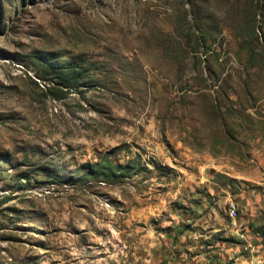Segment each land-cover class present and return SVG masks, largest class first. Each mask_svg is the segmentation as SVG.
<instances>
[{
  "label": "rangeland",
  "instance_id": "374dc122",
  "mask_svg": "<svg viewBox=\"0 0 264 264\" xmlns=\"http://www.w3.org/2000/svg\"><path fill=\"white\" fill-rule=\"evenodd\" d=\"M0 12V264H192L216 213L245 215L228 209L242 190L264 213V0ZM47 54L89 78H39Z\"/></svg>",
  "mask_w": 264,
  "mask_h": 264
},
{
  "label": "crops",
  "instance_id": "0c3cea01",
  "mask_svg": "<svg viewBox=\"0 0 264 264\" xmlns=\"http://www.w3.org/2000/svg\"><path fill=\"white\" fill-rule=\"evenodd\" d=\"M222 189L228 195H230L229 191H233L230 185ZM213 192H215V190L212 191V194ZM238 195L241 196L240 199L236 200L239 205V211L241 209L245 212V215L240 216L239 219L237 217V219L233 218L230 224L224 220V216L216 213L215 218L218 223H213L210 231L199 234L198 236L201 239H197L198 237L194 234V238L196 239L191 240L183 249L184 255H186L188 251L192 252L186 255V257L192 256V264H217L221 262V260L224 261V258L227 259L228 255L230 259L235 257L238 264H264V213L261 212V207L258 206L260 196L253 188L242 190ZM227 200L229 201L230 198H227ZM213 212L209 213L211 220L214 218ZM204 218H206V216H204ZM216 232L220 233L219 238L223 239L224 237L227 238L232 236L235 237L240 244L236 243L234 245L230 242L232 240H220V242L217 241V239L214 241L208 240V238L212 239V236L216 235ZM246 250L248 257H245L244 254L238 256L241 252L246 253ZM254 252L258 253L255 254ZM224 262H227V260Z\"/></svg>",
  "mask_w": 264,
  "mask_h": 264
},
{
  "label": "trees",
  "instance_id": "16d2710c",
  "mask_svg": "<svg viewBox=\"0 0 264 264\" xmlns=\"http://www.w3.org/2000/svg\"><path fill=\"white\" fill-rule=\"evenodd\" d=\"M2 15L3 12H0V24L3 22ZM195 28L196 25L193 29ZM201 44L204 43L201 42ZM31 60L36 66V74L39 78L46 79L48 75H51L57 84L66 88L68 93L75 87L81 86L83 79L89 78L84 70H80L75 61L68 64L57 55L55 57L49 54L44 56L32 55Z\"/></svg>",
  "mask_w": 264,
  "mask_h": 264
},
{
  "label": "built area",
  "instance_id": "2783aa9c",
  "mask_svg": "<svg viewBox=\"0 0 264 264\" xmlns=\"http://www.w3.org/2000/svg\"><path fill=\"white\" fill-rule=\"evenodd\" d=\"M232 211V213L235 214V216H238L239 214V205L238 204H234V208H228Z\"/></svg>",
  "mask_w": 264,
  "mask_h": 264
},
{
  "label": "bare ground",
  "instance_id": "6f19581e",
  "mask_svg": "<svg viewBox=\"0 0 264 264\" xmlns=\"http://www.w3.org/2000/svg\"><path fill=\"white\" fill-rule=\"evenodd\" d=\"M232 208H234V204H232Z\"/></svg>",
  "mask_w": 264,
  "mask_h": 264
}]
</instances>
